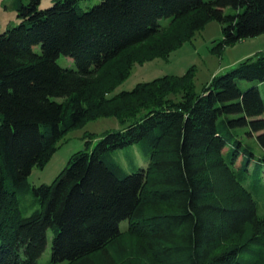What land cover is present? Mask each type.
<instances>
[{
	"label": "trees",
	"instance_id": "16d2710c",
	"mask_svg": "<svg viewBox=\"0 0 264 264\" xmlns=\"http://www.w3.org/2000/svg\"><path fill=\"white\" fill-rule=\"evenodd\" d=\"M38 1L21 3L20 23L0 33V264H42L48 230L43 264H264V217L218 125L236 115L225 122L248 125L264 148V50L201 91L189 69L112 93L135 63L167 56L212 19L223 24L218 50L263 33L264 0ZM102 116L120 128L33 186L38 207L24 215L18 192L32 168ZM138 141L147 164L126 172L111 151Z\"/></svg>",
	"mask_w": 264,
	"mask_h": 264
},
{
	"label": "rangeland",
	"instance_id": "374dc122",
	"mask_svg": "<svg viewBox=\"0 0 264 264\" xmlns=\"http://www.w3.org/2000/svg\"><path fill=\"white\" fill-rule=\"evenodd\" d=\"M100 0H77V6L87 10L99 3ZM29 0H0V33L7 28L20 23L17 7L27 4ZM55 0H39L37 9L47 8ZM226 14H234L236 10L227 7ZM167 21V19H163ZM222 23L212 19L202 28L196 30L189 40L171 51L165 57H154L140 63H135L129 75L122 80L113 90L117 93L121 90H130L136 84L149 81L163 75H182L192 69L195 91H201L210 79L233 68L239 61L249 57L260 50H264V32L253 37L244 38L218 50V44L222 40ZM36 49V48H35ZM62 67L75 68L74 61L60 54L56 59ZM238 86L244 90L251 85L249 81L236 80ZM264 101V85L260 89ZM236 115H223L218 125L227 139V148H238L242 156L238 159L236 170L241 161L247 168L241 173L244 175L243 184L251 192L256 206V213L264 217V148L258 143L256 134H252L248 125L231 126L225 119H231ZM121 123L116 116H102L89 119L68 130L58 142L56 151L43 167L34 166L27 177V189L20 190V207L24 215H28L34 208L38 207L31 188L41 183H51L57 174L67 165L71 154L83 149L89 144L92 147L97 139L106 131L120 128ZM91 134V136H90ZM142 141L124 146L111 151V155L118 161L124 171H133L134 165L145 167L147 158L143 154ZM226 160L230 155L224 152ZM51 230H48V242L42 255L40 263H46L50 259Z\"/></svg>",
	"mask_w": 264,
	"mask_h": 264
},
{
	"label": "crops",
	"instance_id": "0c3cea01",
	"mask_svg": "<svg viewBox=\"0 0 264 264\" xmlns=\"http://www.w3.org/2000/svg\"><path fill=\"white\" fill-rule=\"evenodd\" d=\"M262 85H264V82L262 84H260V88H261Z\"/></svg>",
	"mask_w": 264,
	"mask_h": 264
}]
</instances>
